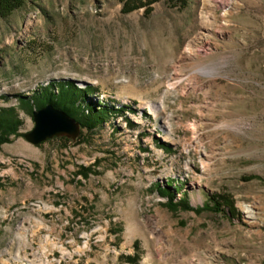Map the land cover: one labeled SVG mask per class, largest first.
<instances>
[{
	"label": "rangeland",
	"instance_id": "obj_1",
	"mask_svg": "<svg viewBox=\"0 0 264 264\" xmlns=\"http://www.w3.org/2000/svg\"><path fill=\"white\" fill-rule=\"evenodd\" d=\"M232 1L26 0L0 16V111L21 122L0 144V264H264V0ZM52 81L136 111L33 145L20 99ZM168 180L192 210L168 207ZM212 195L234 207L203 209Z\"/></svg>",
	"mask_w": 264,
	"mask_h": 264
},
{
	"label": "trees",
	"instance_id": "obj_2",
	"mask_svg": "<svg viewBox=\"0 0 264 264\" xmlns=\"http://www.w3.org/2000/svg\"><path fill=\"white\" fill-rule=\"evenodd\" d=\"M157 1V0H154ZM26 0H0V16L6 17L14 10L21 8ZM149 4H144L142 7H148ZM96 91L92 86L80 88L73 81H52L49 85L41 88L40 91L34 92L31 97L23 96L20 99V104L23 108L29 109L31 113L35 109H42L47 105L63 110L71 117L75 118L83 130L94 132L99 127L103 126L113 118L120 115H125V109L135 112L129 106H111L94 101L93 94ZM20 120L15 116L14 108L0 111V144L10 141V136L17 134L20 127ZM82 175L87 176L84 172L89 171V168L83 167ZM251 178H248L250 180ZM166 187H158L159 194L168 200V207L172 210L183 209L186 211L192 210L188 202V197L177 201V194L173 192V187L176 184L173 180H168ZM206 206L203 209L212 210L214 212H223L225 207H234L233 203L225 196L212 195L209 197ZM131 262L136 260V257L128 258Z\"/></svg>",
	"mask_w": 264,
	"mask_h": 264
},
{
	"label": "water",
	"instance_id": "obj_3",
	"mask_svg": "<svg viewBox=\"0 0 264 264\" xmlns=\"http://www.w3.org/2000/svg\"><path fill=\"white\" fill-rule=\"evenodd\" d=\"M33 116L35 127L25 135L27 141L33 145H39L54 137H68L76 140L80 135V123L53 105L35 110Z\"/></svg>",
	"mask_w": 264,
	"mask_h": 264
},
{
	"label": "bare ground",
	"instance_id": "obj_4",
	"mask_svg": "<svg viewBox=\"0 0 264 264\" xmlns=\"http://www.w3.org/2000/svg\"><path fill=\"white\" fill-rule=\"evenodd\" d=\"M207 1H209V0H207ZM217 2L221 5L222 8H229V7H231L233 5V1L232 0H217ZM201 19H202L204 24L209 23L208 22L209 21V17H208L207 14L203 13L202 16H201ZM194 46H195L194 42L189 43L187 49H188V51H190V53L193 52ZM214 71H215L214 68L209 67V66H203V65L198 66V68L196 70V72H201V73H211V72H214ZM171 81H174L173 83L170 84L172 88H175L178 85V83H179V82L175 81L174 78H172ZM248 213H249V216L252 215L251 211H248ZM21 231H23V227L22 226L19 228V236L21 238H23L26 243H28L27 237L26 236L23 237L22 236L23 232L21 233ZM46 242L49 244L50 243L49 239H46ZM52 247L53 248H58L55 244H52ZM60 249H61L62 252H65L64 248H60Z\"/></svg>",
	"mask_w": 264,
	"mask_h": 264
}]
</instances>
